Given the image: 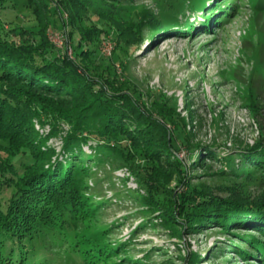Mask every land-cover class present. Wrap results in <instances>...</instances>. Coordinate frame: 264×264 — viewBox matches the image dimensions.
Listing matches in <instances>:
<instances>
[{
    "label": "trees",
    "instance_id": "1",
    "mask_svg": "<svg viewBox=\"0 0 264 264\" xmlns=\"http://www.w3.org/2000/svg\"><path fill=\"white\" fill-rule=\"evenodd\" d=\"M6 1L0 0V4ZM25 1L29 9L25 16H33L36 21L32 27L5 28L0 20V264H47L46 258L35 257V250L39 244L46 250L55 242H63L68 230L78 234V242L72 247L84 261H129L130 257L121 253L114 257L125 242L109 241L110 224L98 220L101 202L87 191L92 165L118 157L126 161L140 159L142 166L157 168L165 180H170L171 169L163 171L157 165L165 163L174 168L181 183L185 181L186 190L162 195L161 211L155 194L143 199L147 211H152L150 215L159 212L154 225L169 229L179 238L210 225L220 227L223 233L237 227L253 229L258 235L238 231L240 243L230 248L240 256H255L264 264V195L253 198L247 189L237 188L231 194L239 195L222 197L184 180L188 167L179 159L172 131L166 124L177 128L199 122L201 117L194 104L186 103L187 116H180L175 101H154L166 123L153 117L133 90L128 86L120 89L109 74L96 67L91 49L82 48L93 36L108 32L101 27L72 31L78 36L75 53L72 57L58 56L46 30L53 21L64 28L66 9L70 23L80 20L84 16L81 9L85 10L89 0H59L56 5L49 0ZM258 4L264 7V0H258ZM195 5L208 15L187 21V32L214 26L233 10L225 6V0L206 5L200 0L192 9ZM47 13L53 14L52 22ZM94 16L98 22L105 21L98 14ZM174 18L165 15L163 19L175 23ZM131 21L141 22L138 16ZM157 23L164 24L157 20L152 25ZM11 32H17L20 39L16 41ZM42 114L50 125L46 133L34 128V120L42 123ZM52 137L60 138L59 150L48 144ZM187 146L191 155L196 150L199 153L193 162L201 165L208 159L222 164L217 174L233 179V185L225 186L227 191L238 183L264 184V137L232 147L234 151L226 155L214 144L195 142ZM6 191L10 194L5 197ZM118 258L121 259L116 262ZM181 258L184 264H199L201 256L188 249Z\"/></svg>",
    "mask_w": 264,
    "mask_h": 264
},
{
    "label": "rangeland",
    "instance_id": "2",
    "mask_svg": "<svg viewBox=\"0 0 264 264\" xmlns=\"http://www.w3.org/2000/svg\"><path fill=\"white\" fill-rule=\"evenodd\" d=\"M12 1L0 4V20L5 28L32 27L36 21L33 16H25L29 13L26 1L15 0L11 5ZM49 1L51 5L59 2ZM105 1L110 4L89 0L85 10L81 9L84 16L74 23H70L68 11L64 10V28L53 21V14L47 13L53 22L46 37L57 55L72 57L75 53L78 36L72 31L93 26L106 29L107 33L93 36L82 48L91 49L96 67L109 74L115 85L133 90L149 113L161 122L166 123L157 113L154 101L168 104L175 101L180 116H187L186 103L194 104L200 115L199 122H190L186 127L166 124L172 131L179 159L188 167L184 180L222 197L239 195L231 194L237 188L247 189L253 198L264 195V184L252 186L251 182L242 186L238 183L227 191L225 186L233 185V179L217 174L222 164L208 159L201 165L193 162L199 153L196 150L191 155L187 146L195 142L214 144L226 155L234 151L232 147L252 144L264 137V7L258 0H225V6L233 10L219 23L187 32V21H198L203 19L201 15H208L197 5L192 9L200 0ZM201 1L205 5L214 2ZM95 14L105 21L98 22ZM165 15L172 19L174 16L177 22L163 19ZM136 16L139 24L131 21ZM157 20H163L164 24L153 26ZM10 34L16 41L20 39L17 32ZM41 121L34 120V128L46 133L50 125L43 114ZM61 127L67 128L64 124ZM48 144L59 150L61 140L52 137ZM142 164L137 158L126 161L118 157L93 164L87 178L88 193L101 202L98 220L110 224L109 241L125 242L124 251L119 250L114 257L130 258L120 264H135L131 259L137 260V264H184L181 255L188 249L201 256L199 264H261L255 256H240L230 248L240 243L238 231L258 235L253 229L237 227L231 233H223L220 227L210 225L179 238L169 229L154 225L159 212L150 215L152 211H147L143 199L155 194L161 211L162 195L186 190L185 181L181 183L174 168L165 163L157 165L163 171L171 169L170 180H165L157 168L147 169ZM9 194L6 191L3 195ZM77 238V233L68 230L63 242H55L46 250L39 244L35 257L46 258L47 264H91L84 261L78 250H73L72 243L76 245Z\"/></svg>",
    "mask_w": 264,
    "mask_h": 264
}]
</instances>
